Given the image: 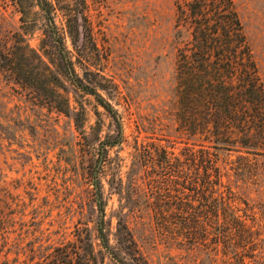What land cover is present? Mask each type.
<instances>
[{"label": "rangeland", "instance_id": "obj_1", "mask_svg": "<svg viewBox=\"0 0 264 264\" xmlns=\"http://www.w3.org/2000/svg\"><path fill=\"white\" fill-rule=\"evenodd\" d=\"M82 1L89 32L71 39L61 13L55 22L76 71L105 85L95 89L117 110L123 125L124 140L108 148L100 173L110 244L127 260L117 231L123 221L148 264H225L221 253L164 241L147 205L140 145L153 141L178 152L185 141L174 122L175 54L186 36L184 31L177 35L174 0ZM34 2L0 0L3 48L12 45L22 19L30 29L27 41L39 47L43 20ZM66 2L73 11L80 8V0ZM233 2L264 86V0ZM64 85L67 113L0 69V264H66L60 257L64 246L78 243L86 233L97 264H115L95 237L98 212L90 175L91 160L103 155L100 141L115 134V125L94 94ZM219 153L224 183L256 211L260 251L246 264H264V155L245 154L256 164H245L242 176L229 169L235 154Z\"/></svg>", "mask_w": 264, "mask_h": 264}, {"label": "trees", "instance_id": "obj_2", "mask_svg": "<svg viewBox=\"0 0 264 264\" xmlns=\"http://www.w3.org/2000/svg\"><path fill=\"white\" fill-rule=\"evenodd\" d=\"M79 4L73 11L66 0H35L43 20L39 47L27 41L30 29L22 19L21 31L12 33V45H0V69L64 113L70 109L65 82L96 96L112 118L115 134L100 141L103 155L90 165L98 212L95 237L115 264H148L125 222L118 221L117 231L127 260L119 257L105 231L100 173L108 148L121 143L124 133L117 110L95 89L96 84L105 85L78 74L55 22L61 13L71 39L89 32L83 1ZM174 6L177 35L186 33L176 48L173 88L175 130L185 141L178 152L153 141L140 145L152 223L164 241L221 253L225 264H246L260 251L256 211L224 183L219 152L235 154L229 169L242 176L246 165L256 164L245 154L264 155L263 82L233 0H174ZM75 125L81 127L76 118ZM79 238L64 246L60 257L66 264H97L90 235Z\"/></svg>", "mask_w": 264, "mask_h": 264}]
</instances>
